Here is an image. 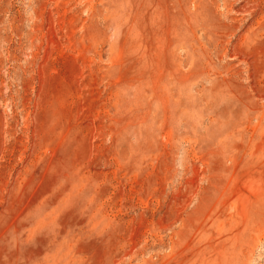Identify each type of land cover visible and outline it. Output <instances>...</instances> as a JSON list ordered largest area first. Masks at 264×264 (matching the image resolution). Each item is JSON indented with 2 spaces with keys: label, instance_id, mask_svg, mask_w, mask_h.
<instances>
[{
  "label": "rangeland",
  "instance_id": "374dc122",
  "mask_svg": "<svg viewBox=\"0 0 264 264\" xmlns=\"http://www.w3.org/2000/svg\"><path fill=\"white\" fill-rule=\"evenodd\" d=\"M0 264H264V0H0Z\"/></svg>",
  "mask_w": 264,
  "mask_h": 264
}]
</instances>
